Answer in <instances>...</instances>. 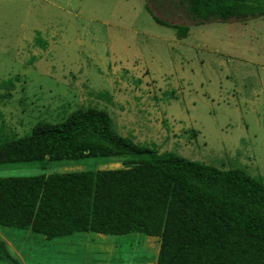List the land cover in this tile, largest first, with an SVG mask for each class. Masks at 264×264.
Listing matches in <instances>:
<instances>
[{"label": "rangeland", "instance_id": "obj_1", "mask_svg": "<svg viewBox=\"0 0 264 264\" xmlns=\"http://www.w3.org/2000/svg\"><path fill=\"white\" fill-rule=\"evenodd\" d=\"M89 107L158 153L264 180V15L201 19L187 0H0V143ZM128 159L4 163L0 177ZM0 237L21 264H156L159 250L140 232L46 239L0 226Z\"/></svg>", "mask_w": 264, "mask_h": 264}, {"label": "trees", "instance_id": "obj_2", "mask_svg": "<svg viewBox=\"0 0 264 264\" xmlns=\"http://www.w3.org/2000/svg\"><path fill=\"white\" fill-rule=\"evenodd\" d=\"M187 2L201 19L264 15V0ZM88 157L130 159L114 169L0 177V226L46 239L140 232L159 239L156 264H264L260 176L158 153L120 135L109 113L94 107L0 143V164ZM0 262L21 264L2 237Z\"/></svg>", "mask_w": 264, "mask_h": 264}, {"label": "crops", "instance_id": "obj_3", "mask_svg": "<svg viewBox=\"0 0 264 264\" xmlns=\"http://www.w3.org/2000/svg\"><path fill=\"white\" fill-rule=\"evenodd\" d=\"M6 243H7V241H6ZM7 245H8V243H7Z\"/></svg>", "mask_w": 264, "mask_h": 264}]
</instances>
